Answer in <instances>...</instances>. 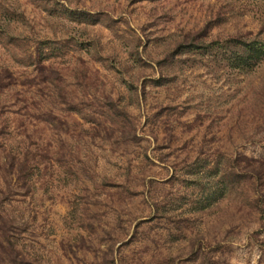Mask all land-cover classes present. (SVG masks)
<instances>
[{
    "label": "rangeland",
    "instance_id": "obj_1",
    "mask_svg": "<svg viewBox=\"0 0 264 264\" xmlns=\"http://www.w3.org/2000/svg\"><path fill=\"white\" fill-rule=\"evenodd\" d=\"M0 264H264V0H0Z\"/></svg>",
    "mask_w": 264,
    "mask_h": 264
}]
</instances>
